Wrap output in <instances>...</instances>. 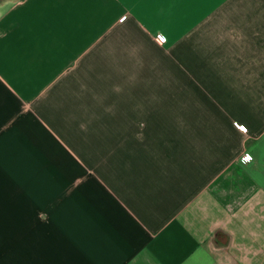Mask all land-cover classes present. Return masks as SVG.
Listing matches in <instances>:
<instances>
[{"label":"crops","instance_id":"1","mask_svg":"<svg viewBox=\"0 0 264 264\" xmlns=\"http://www.w3.org/2000/svg\"><path fill=\"white\" fill-rule=\"evenodd\" d=\"M0 264H264V0H0Z\"/></svg>","mask_w":264,"mask_h":264},{"label":"built area","instance_id":"2","mask_svg":"<svg viewBox=\"0 0 264 264\" xmlns=\"http://www.w3.org/2000/svg\"><path fill=\"white\" fill-rule=\"evenodd\" d=\"M252 157H253V156H252V154H251L250 152H248V151H243V152L240 154L239 159H240L241 161L246 162V161L251 160Z\"/></svg>","mask_w":264,"mask_h":264},{"label":"rangeland","instance_id":"3","mask_svg":"<svg viewBox=\"0 0 264 264\" xmlns=\"http://www.w3.org/2000/svg\"><path fill=\"white\" fill-rule=\"evenodd\" d=\"M126 137H127V136H125V137H124V136H121V139L126 138Z\"/></svg>","mask_w":264,"mask_h":264}]
</instances>
